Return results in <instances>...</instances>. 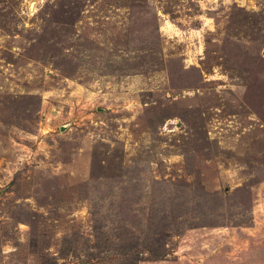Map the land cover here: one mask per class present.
Segmentation results:
<instances>
[{"label":"rangeland","instance_id":"obj_1","mask_svg":"<svg viewBox=\"0 0 264 264\" xmlns=\"http://www.w3.org/2000/svg\"><path fill=\"white\" fill-rule=\"evenodd\" d=\"M0 264H264V0H0Z\"/></svg>","mask_w":264,"mask_h":264}]
</instances>
